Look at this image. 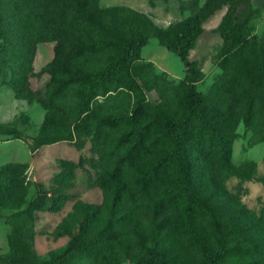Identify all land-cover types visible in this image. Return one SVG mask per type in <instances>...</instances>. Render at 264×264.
I'll return each instance as SVG.
<instances>
[{"label":"rangeland","instance_id":"rangeland-1","mask_svg":"<svg viewBox=\"0 0 264 264\" xmlns=\"http://www.w3.org/2000/svg\"><path fill=\"white\" fill-rule=\"evenodd\" d=\"M231 1L31 0L33 10L17 16L19 32L10 0H0V264H41L101 230L93 251L59 264H137L150 249L160 256L150 264H199L192 234L212 250L224 247L222 264H264V0H243L246 39L225 52L219 28ZM194 13L202 31L186 64L165 32ZM116 30L146 39L130 66L144 97L139 126L148 128L138 143L127 135L131 124L105 119L134 111L125 88L104 103L91 98L93 113L76 117L79 74L115 58L117 46L98 41L114 43ZM190 89L206 125L186 136L191 185L203 203L186 218L184 201L160 202L176 187L169 169L146 185L141 175L157 156L156 124L179 117ZM38 133L54 141L38 144ZM221 138L229 160L221 159Z\"/></svg>","mask_w":264,"mask_h":264},{"label":"trees","instance_id":"trees-1","mask_svg":"<svg viewBox=\"0 0 264 264\" xmlns=\"http://www.w3.org/2000/svg\"><path fill=\"white\" fill-rule=\"evenodd\" d=\"M10 2V11L13 13L15 19L13 26L14 28L20 27L18 28L19 32L20 30L23 31V27L21 23L18 22L17 16L22 10L24 12H31L34 7L32 10L30 9L34 3H32L31 0H10ZM243 2V0L231 1L222 18L219 31L223 40L225 52L236 50L246 39L240 29L243 19L241 13ZM202 19L203 17L200 13L191 14L183 20L176 31L165 32L166 46L175 51L186 64L187 51L202 31ZM114 34V43H106L105 39L101 38L98 41V45L99 47H102V49L117 46V55L115 58L97 71H84L79 74L80 83L83 84L85 88L77 102L79 113L76 117L78 118L80 117V114H82V119L80 120H83L85 117L90 116L93 113L92 108L89 107V101L91 98L102 96L104 97V100L102 101L104 103L115 97L120 90L125 88L134 95V111L120 115L112 114L105 119L106 123L116 124L117 126L125 123L131 124V129L127 135L129 139L131 138L133 140V143H138L142 141L143 132L148 128L139 126L140 123L138 120L141 118L142 114V111H139V109L144 103V97H142L140 86L131 74L130 66L133 60L137 57L140 48L145 44L146 39L142 35L127 37L121 30L114 31ZM117 38L118 41L116 40ZM24 44L25 42L23 40H21V42L16 41L13 49L20 54ZM18 57L19 55H17L12 61L14 66L18 61ZM110 84H113V87H110ZM187 97L188 103L178 118L168 119L161 125L160 123L156 124V142H159V145L157 146V156L150 163L148 169L141 175V183L146 185L153 179H160V174L170 171L172 181L176 184V187L166 191L160 199V202L162 204H168L179 200L184 201L185 206L183 208V215L186 218H191L195 213L203 209V203L201 202V199L197 197L195 189L191 185V171L186 159L185 141L188 132L195 127L197 122L206 125V116L203 111H200L199 109V95L190 89ZM10 132L13 136L19 137L17 132ZM54 138L55 136L49 133H38L36 135L38 144L54 141ZM120 141L122 142V139H120ZM120 147V143L115 145L114 148L116 152H119L117 150H119ZM228 147V143L221 138L218 149L221 159L226 158L229 160ZM105 235L106 231L101 230L98 235L86 242H72L61 254L41 264H59L63 263L70 257L80 256L91 252L101 243ZM192 236L194 238V244L197 248L198 256L201 259L199 264L223 263L225 252L224 247L212 250L207 242H205L203 236L199 234H192ZM159 258L160 256L150 249L138 259L137 264L156 263Z\"/></svg>","mask_w":264,"mask_h":264}]
</instances>
